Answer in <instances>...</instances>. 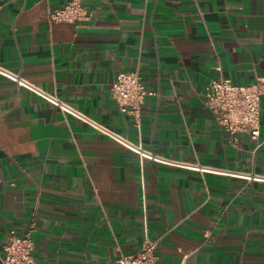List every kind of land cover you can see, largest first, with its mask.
I'll list each match as a JSON object with an SVG mask.
<instances>
[{"label": "crops", "instance_id": "1", "mask_svg": "<svg viewBox=\"0 0 264 264\" xmlns=\"http://www.w3.org/2000/svg\"><path fill=\"white\" fill-rule=\"evenodd\" d=\"M68 0H0V67L170 161H140L0 74V253L29 231L31 264H113L141 246L160 264H264V94L257 140L239 147L202 93L264 78V0H82L87 19L48 21ZM137 71L135 118L109 95Z\"/></svg>", "mask_w": 264, "mask_h": 264}, {"label": "built area", "instance_id": "2", "mask_svg": "<svg viewBox=\"0 0 264 264\" xmlns=\"http://www.w3.org/2000/svg\"><path fill=\"white\" fill-rule=\"evenodd\" d=\"M88 13L82 0H68L62 7L49 11L48 21L74 22L87 19ZM0 74L17 85L24 87L41 97L50 105L58 108L62 115H70L96 131L121 143L127 149L137 154L140 161L151 160L155 163H174L201 172L223 171L210 166L198 164H181L170 161L155 154L150 149L133 143L122 135L115 133L107 126L95 121L85 113L61 99L55 92H48L30 83L17 73L0 67ZM264 94V78L256 77L252 82L242 85L221 77L211 81L202 93L204 105L212 112L213 118L228 135L227 141L234 147H239L238 134L244 133L252 140H257L260 128V98ZM110 97L117 103L121 112L135 118V125L139 126V112L147 96L156 95L148 89L137 71H122L116 74L109 87ZM239 176L250 179H264V177L250 173H239ZM157 240L147 235L146 223L143 225V238L139 250L135 253H119L113 264H160L156 253ZM0 264H31L33 261V242L29 231L17 235L9 233L7 241L1 245ZM183 264V263H179Z\"/></svg>", "mask_w": 264, "mask_h": 264}]
</instances>
